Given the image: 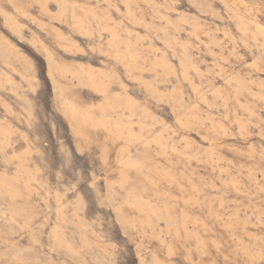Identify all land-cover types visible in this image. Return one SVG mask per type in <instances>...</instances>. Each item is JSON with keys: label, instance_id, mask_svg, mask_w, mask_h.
I'll return each instance as SVG.
<instances>
[{"label": "rangeland", "instance_id": "obj_1", "mask_svg": "<svg viewBox=\"0 0 264 264\" xmlns=\"http://www.w3.org/2000/svg\"><path fill=\"white\" fill-rule=\"evenodd\" d=\"M0 264H264V0H0Z\"/></svg>", "mask_w": 264, "mask_h": 264}]
</instances>
